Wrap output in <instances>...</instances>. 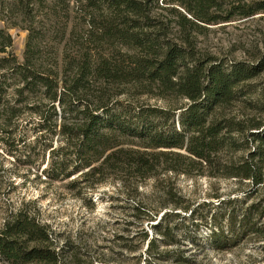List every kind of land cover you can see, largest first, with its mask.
I'll return each mask as SVG.
<instances>
[{"label": "trees", "instance_id": "1", "mask_svg": "<svg viewBox=\"0 0 264 264\" xmlns=\"http://www.w3.org/2000/svg\"><path fill=\"white\" fill-rule=\"evenodd\" d=\"M70 10L74 25L88 27L59 50L66 32H73L67 30ZM261 11L264 0H0L3 157L11 155L19 167L31 161L30 152L40 143L37 169L49 180L93 186L114 174L125 195L136 190L138 180L162 171L201 172L206 166L234 177L240 192L233 196L214 194L216 200L187 204L169 187L157 206L142 198L120 205L130 207L141 240L148 237L144 219L155 220L147 223L161 237H148L147 251L155 249L158 238L174 240L178 229L196 240L190 227L199 222L209 223L206 237L217 247L261 232L264 195L252 197L264 188V117L236 118L225 108L243 100L264 109V87L252 96L264 53L225 60L196 48L197 35L209 24ZM10 26L27 30L20 59L12 50ZM122 91L185 100L165 106L134 103L117 98ZM24 112L33 117L23 123ZM21 144L30 152L21 154ZM7 170L0 164V179ZM162 205L166 208L157 217ZM52 232L25 206L10 212L0 224V264L77 261L76 252L67 254Z\"/></svg>", "mask_w": 264, "mask_h": 264}, {"label": "rangeland", "instance_id": "2", "mask_svg": "<svg viewBox=\"0 0 264 264\" xmlns=\"http://www.w3.org/2000/svg\"><path fill=\"white\" fill-rule=\"evenodd\" d=\"M73 14L70 10L67 27V30L73 29V32H66L65 38L57 46L59 50L65 40H75L78 33L83 35L84 28L88 27L87 24L74 25V20H71ZM2 25L3 22L0 21V26ZM7 30L12 35V50L20 59L27 30L18 26L7 27ZM196 48L214 58L221 57L225 60L256 58L264 53V11L246 18L209 24L204 33L197 35ZM70 50L72 47H66L67 52H72ZM253 79L257 90L252 96H259L258 92L264 87V67ZM127 93L122 91L117 98L160 106L169 103L179 105L185 100L179 96H160L151 92ZM261 98L263 100L262 96L260 100ZM225 109L228 115L236 118H243L246 114L255 115L257 118L264 117V109L248 107L243 100H238ZM24 114L21 116L23 123L25 118L33 117L31 113ZM19 127L27 129L23 124H19ZM19 147L21 154L30 152L28 144H21ZM40 149L41 144H36L33 153L30 152L31 161L14 167L16 161L11 155L8 158L3 157L0 146V164L8 169L4 172L5 177L0 179V224L10 212L25 206L41 222L47 224L53 231V238L65 247L67 254L70 255L72 250L76 252L77 261L73 260L71 264H148L147 261L149 264H264V216L258 220L259 225H262L261 232L251 231L223 246H214L206 237L211 226L208 222H199L198 225L191 224L190 227L193 228L191 231L196 240L178 229L175 230L174 240L162 241L158 238L155 249L147 251L145 249L148 237L153 234L161 237V233L154 232L147 223L155 220L144 219L143 226L148 231V237L141 240L136 236L139 223L129 213L130 207L121 210L120 205L141 198L149 207L157 206L169 187L184 196L187 204L216 200L214 194H219L220 197L228 194L233 196L240 192L234 177L211 173V169L206 166L201 172L162 171L156 176L138 180L136 190L125 195L120 189L121 178L114 174L93 186H87L84 181H80L73 187L66 184L69 178L49 180L37 169ZM228 156L222 154L223 158ZM46 161L47 155L41 167ZM11 168H15V171ZM10 179H13V183H9ZM241 187H246V182ZM263 195L264 188L252 200H258ZM165 208V205L160 207L157 217ZM121 234L123 238L118 237ZM178 256H182V259H175Z\"/></svg>", "mask_w": 264, "mask_h": 264}]
</instances>
